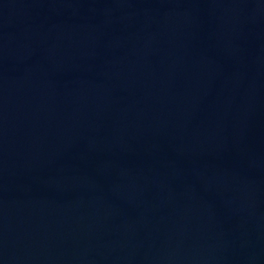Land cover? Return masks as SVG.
<instances>
[{
  "label": "water",
  "instance_id": "1",
  "mask_svg": "<svg viewBox=\"0 0 264 264\" xmlns=\"http://www.w3.org/2000/svg\"><path fill=\"white\" fill-rule=\"evenodd\" d=\"M0 264H264V0H0Z\"/></svg>",
  "mask_w": 264,
  "mask_h": 264
}]
</instances>
